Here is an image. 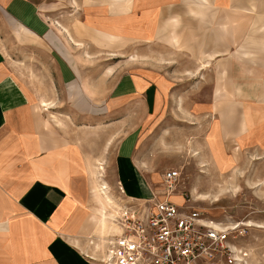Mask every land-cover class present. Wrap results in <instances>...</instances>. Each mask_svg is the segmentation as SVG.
<instances>
[{
    "label": "crops",
    "instance_id": "obj_1",
    "mask_svg": "<svg viewBox=\"0 0 264 264\" xmlns=\"http://www.w3.org/2000/svg\"><path fill=\"white\" fill-rule=\"evenodd\" d=\"M0 10L35 41L22 61L0 47V264H104L118 187L165 196L138 128L162 116L166 89H210L175 98L192 104L187 129L211 133L192 150L214 141L219 161L234 138L264 151V0H0ZM108 41L167 49L138 52L153 65L114 76L93 59ZM134 103L149 104L142 123Z\"/></svg>",
    "mask_w": 264,
    "mask_h": 264
},
{
    "label": "rangeland",
    "instance_id": "obj_2",
    "mask_svg": "<svg viewBox=\"0 0 264 264\" xmlns=\"http://www.w3.org/2000/svg\"><path fill=\"white\" fill-rule=\"evenodd\" d=\"M33 42L35 41L25 33L21 26L9 23L3 11L0 10V47L4 51L22 61L25 53L24 46ZM68 42L71 47L72 42ZM87 46L100 48L93 43ZM102 47H105L107 51L97 49L96 52L99 53L94 55L93 59L98 67L104 66V70L115 67L118 71L113 72L114 76L120 74L121 70L131 69L138 63L152 66V61L140 60L138 56L141 54L142 57L153 55L157 57L161 50L167 49L159 45L142 46L137 42L121 44L120 41H108L107 45ZM104 59L108 60L104 61ZM32 74L35 78H40L41 75L36 72ZM208 90L210 89H166L165 95L167 98L171 96V99H167V103L162 101L164 112L162 116L158 119L157 114L149 115L143 126L141 124L138 128L139 133L146 138L149 144L141 156L145 154L159 167L160 172L167 169H178L182 176L179 188L185 198H191L192 204L203 215L224 224L240 223L246 231L232 242L236 243L242 252H246L242 264H264V151L256 149L250 151L249 146H242L234 138L226 139L225 142L229 141L231 145L225 144L224 147L230 150L223 152L225 156L223 159L219 158V161L214 151V148L219 145L214 141L209 144L208 150L207 148H203V151L192 150V148L200 147V144L206 147V135L209 134L208 138H211V133H199L200 130H196L195 127L187 129L185 119L186 115L190 114L192 104L176 102L180 100L175 98L191 94L199 100L200 95L204 98L208 95ZM137 95L146 96L147 90L138 92ZM148 106L149 104L143 107L142 104H130L131 111L139 114L138 122H143L150 110ZM193 107L196 108L197 105ZM262 108L264 111V105ZM158 111L161 110L158 109ZM210 115L211 118L214 117L212 113ZM138 122L134 121L130 125V132L136 129ZM140 149L142 146L138 148ZM98 166L104 167L100 173L106 176L105 165ZM98 190L100 189L97 188V194ZM198 194L208 195V199H201ZM112 200L116 201L114 197ZM114 207L110 211V221L114 215Z\"/></svg>",
    "mask_w": 264,
    "mask_h": 264
},
{
    "label": "built area",
    "instance_id": "obj_3",
    "mask_svg": "<svg viewBox=\"0 0 264 264\" xmlns=\"http://www.w3.org/2000/svg\"><path fill=\"white\" fill-rule=\"evenodd\" d=\"M181 172L162 173L164 198H129L121 187L112 221L119 232L106 239L104 264H242L246 252L232 241L246 229L240 223L213 221L184 197L169 199L181 184Z\"/></svg>",
    "mask_w": 264,
    "mask_h": 264
},
{
    "label": "bare ground",
    "instance_id": "obj_4",
    "mask_svg": "<svg viewBox=\"0 0 264 264\" xmlns=\"http://www.w3.org/2000/svg\"><path fill=\"white\" fill-rule=\"evenodd\" d=\"M198 197L201 198V199H208V195H203V194L199 195L198 194Z\"/></svg>",
    "mask_w": 264,
    "mask_h": 264
}]
</instances>
